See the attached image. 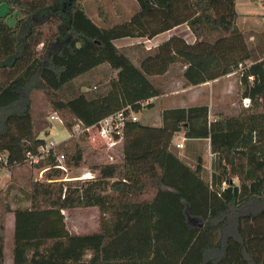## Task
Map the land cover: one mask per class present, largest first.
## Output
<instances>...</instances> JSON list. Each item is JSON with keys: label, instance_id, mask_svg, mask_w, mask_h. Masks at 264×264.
<instances>
[{"label": "trees", "instance_id": "trees-1", "mask_svg": "<svg viewBox=\"0 0 264 264\" xmlns=\"http://www.w3.org/2000/svg\"><path fill=\"white\" fill-rule=\"evenodd\" d=\"M1 1L21 17L11 27L0 16V166L21 165L46 145L34 91L69 132L126 106L150 108L145 102L163 93L150 76L176 62L185 65L187 85L235 72L239 98L249 104L210 118L207 104L193 103L163 108L160 126L126 122L117 159L91 166L89 179L63 180L55 166L63 155L67 168L81 167L87 132L52 146L32 163L46 170L30 182L28 206L12 208L0 189V264L10 213L13 264H264V30L248 43L236 0H135L137 9L116 23L101 0L100 23L84 0ZM181 24L193 43L173 35L137 64L114 43ZM101 66L113 74L102 89L88 94L81 88L90 82L73 85ZM65 87L75 89L72 97L62 96ZM179 131L209 139L210 170L178 154ZM89 207L98 209V231L70 233L63 210Z\"/></svg>", "mask_w": 264, "mask_h": 264}, {"label": "rangeland", "instance_id": "rangeland-1", "mask_svg": "<svg viewBox=\"0 0 264 264\" xmlns=\"http://www.w3.org/2000/svg\"><path fill=\"white\" fill-rule=\"evenodd\" d=\"M101 2L107 12H109L113 17L112 20L114 23L129 17L138 7L135 0H101ZM236 4V11L238 13L237 26L242 27V29H245L246 31H249V29L255 30L251 33V37L241 29L247 35L248 43L250 45H254L256 37L253 33H260L264 30V4L261 0H236ZM83 5L88 15L92 17L94 21L100 23L96 12L95 0H84ZM116 10H120V12H117ZM10 11L11 7L0 0V16H6V22L8 25L14 27L18 19L21 17V14L18 9H15L14 13H9ZM131 40L135 41V38H119L114 40V43L117 47L123 50L124 48H122L121 45L126 41ZM109 75L113 74L109 73L107 70H102L99 74L97 73V75H92V77L88 79L77 80L73 85L78 86L85 81L88 83L90 82V85L82 87L81 89L86 91L88 94H93L96 90L102 89L105 86L106 83H104V81H107ZM99 78L101 79L97 81ZM94 86H96V88ZM74 92L75 89H73V87H65L64 91L61 93L63 97L69 98L74 95ZM190 92H193L195 95L194 98H196L198 91ZM206 92L207 91H205V89L202 90V102L205 100L206 102L209 101L208 104L212 117L217 112L234 114L239 108L246 107L244 105V99L239 98L238 76L236 74L230 81L225 93H220L219 89L214 85L212 87L211 98L209 100V94ZM31 97L35 118H39V120L46 126L44 131H42L39 135V137L44 138L46 145H51V142H54L56 145L59 142L68 139L71 132L64 127L62 121L49 120L50 115L55 114V112L52 111L42 93L34 91ZM138 116L141 118L142 113L138 114ZM45 131L48 132L47 135L45 134ZM182 140V136L180 135L175 134L173 137V142L176 143L181 141L182 144L185 145V147L178 149L180 152L184 151L187 147L186 142ZM83 145L85 147L83 154L84 163L79 168H67V171L62 174L63 180L78 179L77 177H80L87 172H91V166L94 164L114 161L120 153L119 151L122 146V142L118 143L113 148H109L99 138L97 132L92 131L89 133L88 139ZM200 148L202 149L201 152L205 160L204 162L207 165L210 159L207 154L206 143L204 141H202ZM205 167L208 170L210 169V166ZM44 173L45 172H42L41 168L33 167L30 162H25L9 169L5 164L0 166V189L7 191V198L11 203L12 208L28 206L25 193L29 188L30 182L36 179H45ZM91 173V175L94 176V173ZM62 213L64 214L66 228L70 233H90L98 231V209L96 207L63 210ZM13 220V214H8L6 217V257L4 264H13L11 258Z\"/></svg>", "mask_w": 264, "mask_h": 264}, {"label": "crops", "instance_id": "crops-1", "mask_svg": "<svg viewBox=\"0 0 264 264\" xmlns=\"http://www.w3.org/2000/svg\"><path fill=\"white\" fill-rule=\"evenodd\" d=\"M235 8L237 10L236 1H235ZM236 23H237V19H236ZM239 29H242V27H239ZM242 30L247 34H249L250 36L251 33L255 31L252 29H249V31H246L245 29ZM173 35L182 37L188 43H193L196 40V37L190 31L187 24H181L173 27L168 31L162 32L152 38L138 37L135 38V41L134 40L126 41L121 46L122 48H124L123 51H125V53L137 64L141 58L150 54L160 43L168 40ZM184 69H185V65H183L181 62H176L171 64L165 73L161 75L150 76V79L155 83V85L158 88H160L163 91V93L159 96L150 98L147 103H151L152 106L150 108H144L137 113L138 120L141 123L149 124L152 126H160L161 124L160 113L163 108L186 106L188 104H193V103L207 104L209 106L208 104L209 101L206 102L205 100L202 102V90L205 89V91H207L206 93L209 94V100H210L212 87L215 85L216 88L219 89L220 93H225L227 91L228 85L230 84V81L235 75V72H231L220 78L206 81L198 85H187L184 84L185 81L183 79ZM102 70H104V66L99 67L94 72L93 76L97 75V73L99 74V72ZM100 79L101 78H99L97 81H99ZM106 82L107 81H104V83ZM190 91H198L196 98H194L195 97L194 93ZM140 113H142L141 118L138 116V114ZM210 118H212L211 114H210ZM175 134L182 136L183 139L182 141L186 142V146H187L186 149L180 152L178 150L179 147H176V145L182 142L180 141L175 143L173 142L172 139V143L175 145V147L178 150V154L182 158H184L188 163L190 162L194 163L198 158H200L203 161L204 166H211V161L213 157L210 152L209 139L186 138L184 136L183 131H179ZM202 141L206 143L207 154L210 159L207 165L204 162L205 160L201 152L202 149L200 148ZM183 147H185V145H183L181 148Z\"/></svg>", "mask_w": 264, "mask_h": 264}, {"label": "built area", "instance_id": "built-area-1", "mask_svg": "<svg viewBox=\"0 0 264 264\" xmlns=\"http://www.w3.org/2000/svg\"><path fill=\"white\" fill-rule=\"evenodd\" d=\"M264 2V0H261ZM251 79V77H250ZM245 106L249 103L248 99H244ZM146 101L145 103H147ZM49 120H60L59 116L55 113L50 115ZM137 113L130 109V106H126L116 112L111 113L110 115H107L100 119L96 124L91 126H84L80 121H77L71 128V135L78 136L83 132H87L88 134L92 131L97 132L99 138L103 141V143L109 147L113 148L118 143L122 142L123 139V129L125 127L126 122L129 121H137ZM70 135V136H71ZM55 143L51 142V145H45L44 147H41L39 149V154H27V162L30 163H37L41 158L44 157L46 152L54 146ZM183 146L182 143H179L176 145V147L181 148ZM57 168L61 169L62 171H67V166L64 161L63 155H58L56 157V165ZM46 168L42 169V172H44ZM91 172H87L83 174L80 177H77L78 179H89L93 177L91 175Z\"/></svg>", "mask_w": 264, "mask_h": 264}]
</instances>
